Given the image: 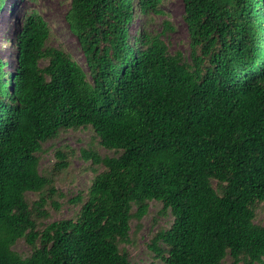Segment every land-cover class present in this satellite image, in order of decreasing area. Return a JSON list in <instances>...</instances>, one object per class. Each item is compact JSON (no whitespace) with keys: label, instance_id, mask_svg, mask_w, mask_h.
<instances>
[{"label":"trees","instance_id":"trees-1","mask_svg":"<svg viewBox=\"0 0 264 264\" xmlns=\"http://www.w3.org/2000/svg\"><path fill=\"white\" fill-rule=\"evenodd\" d=\"M166 2L70 0L86 71L48 45L36 10L18 24L14 71L0 58V264H131V225L152 201L172 222L148 264H264V0H182L188 57L164 40ZM67 130L92 131L78 153L93 176L71 217L48 222L76 151L39 161Z\"/></svg>","mask_w":264,"mask_h":264},{"label":"rangeland","instance_id":"rangeland-1","mask_svg":"<svg viewBox=\"0 0 264 264\" xmlns=\"http://www.w3.org/2000/svg\"><path fill=\"white\" fill-rule=\"evenodd\" d=\"M70 0H5L0 11V58L8 63V71H14L16 49L10 45L18 24L27 12L36 10L48 23L51 30V38L48 45L62 47L81 65L86 71V64L83 54L75 36L70 32L65 21V13L69 8ZM167 13L166 18L174 27V30L168 32L164 37L165 42L172 53L182 52L188 57V34L181 15L183 13L182 0H167L163 7ZM163 16L154 17L151 25L152 30L160 28ZM142 29V20L135 18L129 25L131 35L136 34ZM44 64V62H42ZM92 135L91 130H67L60 133L56 140L50 141L44 145L46 150L40 157L39 170L42 172L47 169L54 161V150L58 147L67 145L76 151V157L72 159L71 168L59 176L57 188L65 194V198L60 200L61 208L59 211L51 210V216L48 222L70 218L73 213L71 205L67 200L75 196L80 190H85L89 186V181L93 176L90 165L79 158V149L85 146L87 139ZM102 155L111 152L99 149ZM172 222L170 214H162L160 204L152 201L149 203L148 214L140 221V226L135 228V222H132V244L127 246L128 255L131 264H148L151 254L146 247L151 235L159 228H167ZM255 223L264 225V205L256 213ZM13 250L26 256L29 252L23 242H18L13 246ZM229 257L225 258V264H229Z\"/></svg>","mask_w":264,"mask_h":264}]
</instances>
